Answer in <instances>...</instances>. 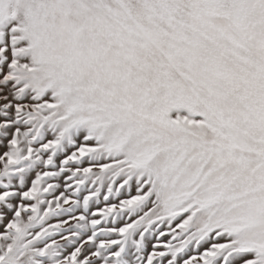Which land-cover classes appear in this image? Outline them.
Masks as SVG:
<instances>
[{
    "label": "snow or ice",
    "instance_id": "6c2138e0",
    "mask_svg": "<svg viewBox=\"0 0 264 264\" xmlns=\"http://www.w3.org/2000/svg\"><path fill=\"white\" fill-rule=\"evenodd\" d=\"M0 264H264V0H0Z\"/></svg>",
    "mask_w": 264,
    "mask_h": 264
}]
</instances>
